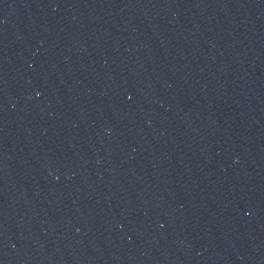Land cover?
<instances>
[{"label": "water", "instance_id": "obj_1", "mask_svg": "<svg viewBox=\"0 0 264 264\" xmlns=\"http://www.w3.org/2000/svg\"><path fill=\"white\" fill-rule=\"evenodd\" d=\"M0 264H264V0H0Z\"/></svg>", "mask_w": 264, "mask_h": 264}]
</instances>
